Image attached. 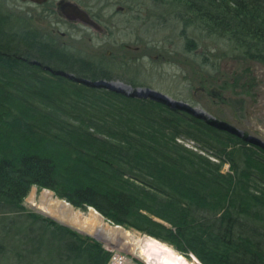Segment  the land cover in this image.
Instances as JSON below:
<instances>
[{
	"label": "trees",
	"instance_id": "trees-1",
	"mask_svg": "<svg viewBox=\"0 0 264 264\" xmlns=\"http://www.w3.org/2000/svg\"><path fill=\"white\" fill-rule=\"evenodd\" d=\"M153 1L171 7L186 51L195 31L264 64V0ZM24 24L0 5V264L111 263L102 243L27 210L32 187L200 264H264V144L187 105L51 70L30 59Z\"/></svg>",
	"mask_w": 264,
	"mask_h": 264
},
{
	"label": "rangeland",
	"instance_id": "rangeland-1",
	"mask_svg": "<svg viewBox=\"0 0 264 264\" xmlns=\"http://www.w3.org/2000/svg\"><path fill=\"white\" fill-rule=\"evenodd\" d=\"M59 1L38 5L0 0L6 11L25 21L31 60L87 82L97 74L96 83L126 94L137 89L143 97L161 94V98L187 105L207 118H218L264 144V64L226 54L222 41L195 31L189 36L196 38L198 49L186 51L180 23L167 10L171 7L166 9L153 0H66L85 10L101 30L65 18ZM44 50L58 53L59 59L42 57ZM34 189L42 191L32 187L23 204L27 210L46 217L29 201ZM130 231L152 248L174 251L185 259L183 264H200L166 243ZM82 235L94 239L90 234ZM100 243L112 254L110 264H150L149 255L154 256L149 247L140 254Z\"/></svg>",
	"mask_w": 264,
	"mask_h": 264
},
{
	"label": "bare ground",
	"instance_id": "bare-ground-1",
	"mask_svg": "<svg viewBox=\"0 0 264 264\" xmlns=\"http://www.w3.org/2000/svg\"><path fill=\"white\" fill-rule=\"evenodd\" d=\"M125 88L128 89V87ZM29 201L32 207L45 214L46 216L58 219L59 221H63L73 227H80L77 222L79 211L73 210L69 205H65V210L70 212V216L63 217L59 215L57 209L59 202L52 191H37L36 189H34L30 195ZM107 223L109 225H112L113 227V237L112 239L105 241L107 245L130 253L139 251L140 254H144L146 248L149 247L151 248L150 250H153L152 254L154 255L152 257L148 254L150 256V264H183V261L185 262V259L182 256L176 254L169 248H164L163 250L157 247L152 248L149 243L143 242V237L136 235V233H132L130 230H127L123 227L115 228V225L111 222ZM95 228H100L104 231L106 230V228H108V225L103 223L99 215L95 214L94 210L92 209L89 215H86L82 230L85 231V233L91 234ZM148 239L154 240L156 243L159 242L150 237H148ZM156 255L159 257V259L156 258ZM180 260H182V262H180Z\"/></svg>",
	"mask_w": 264,
	"mask_h": 264
},
{
	"label": "water",
	"instance_id": "water-1",
	"mask_svg": "<svg viewBox=\"0 0 264 264\" xmlns=\"http://www.w3.org/2000/svg\"><path fill=\"white\" fill-rule=\"evenodd\" d=\"M21 1H24V2H32V3H35V4H38V5H42V4H45L47 3L49 0H21ZM58 7L60 9V12L63 16H65V18H67L68 20L70 21H79L83 24H86V25H89V26H92L93 28L97 29V30H101L102 27L94 20L90 17V15L83 9H81L79 7V5L73 3V2H70V1H66V0H60L58 2ZM136 95L138 96H141L142 94L138 91V89L134 92ZM155 95H158V94H155ZM143 96V95H142ZM159 96H162L164 97L163 95L159 94ZM47 189H43L42 191H45ZM47 191H50V190H47ZM54 193V192H53ZM55 194V193H54ZM56 196V195H55ZM56 199L58 200L59 202V205L57 207L58 209V213L60 216H63V217H68L70 216V212L69 211H66L65 210V205H69L73 210H77L79 211V216L77 217V222H78V225L80 227H73L69 224H66L65 222L63 221H59L58 219H55V218H52V217H49V216H46V217H49L51 218L52 220L64 225V226H67L79 233H84V234H90V233H85V231L82 230V227L84 225V220L86 218V215H89V213L91 212V210L93 209L94 210V213L99 215L100 219L103 221V223L107 224L108 225V228H106V230H101L100 228H95L93 230V232L90 234L95 240H97L98 242H104L106 240H110L112 239L113 237V234H112V225H109L107 222L110 223V221H108L102 214H100L95 208L91 207V206H87L86 210H82L80 208H76L74 207L73 205H71L69 202H67L66 200L64 199H60L58 196H56ZM121 226L119 225H115V228H119Z\"/></svg>",
	"mask_w": 264,
	"mask_h": 264
}]
</instances>
